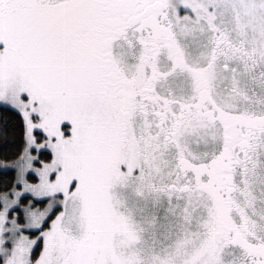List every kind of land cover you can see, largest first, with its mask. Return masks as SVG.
I'll list each match as a JSON object with an SVG mask.
<instances>
[{
  "label": "snow or ice",
  "instance_id": "obj_1",
  "mask_svg": "<svg viewBox=\"0 0 264 264\" xmlns=\"http://www.w3.org/2000/svg\"><path fill=\"white\" fill-rule=\"evenodd\" d=\"M0 264H264V0H0Z\"/></svg>",
  "mask_w": 264,
  "mask_h": 264
}]
</instances>
